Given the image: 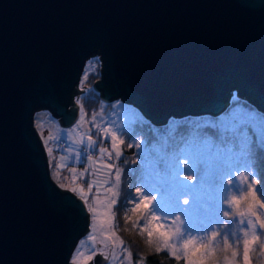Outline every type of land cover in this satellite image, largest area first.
<instances>
[{"label":"water","instance_id":"obj_1","mask_svg":"<svg viewBox=\"0 0 264 264\" xmlns=\"http://www.w3.org/2000/svg\"><path fill=\"white\" fill-rule=\"evenodd\" d=\"M91 58L100 100L153 125L218 116L233 92L264 114V0H0V264H73L89 212L51 179L33 116L70 127Z\"/></svg>","mask_w":264,"mask_h":264},{"label":"trees","instance_id":"obj_2","mask_svg":"<svg viewBox=\"0 0 264 264\" xmlns=\"http://www.w3.org/2000/svg\"><path fill=\"white\" fill-rule=\"evenodd\" d=\"M96 60L91 58L84 65L78 84L84 91L75 97L79 113L71 126L78 122L81 115L89 119L96 112L107 114L115 109L113 101L102 102L99 92L92 89L93 82L99 78V64ZM90 61L95 63V67H90L88 63ZM227 104L228 106L218 116L169 118L163 125H153L133 108L137 112L135 118L122 126L119 140L123 143L119 144L117 149L120 156H116L117 151L111 152L114 167L104 187L109 189L113 186L114 199L117 203L112 205V230L120 242H123L121 243L123 247L131 253V264H222L225 259L233 257L240 260L245 237L239 232L235 216L244 208L251 206L256 218L264 219V194L260 191L261 187H264V162L253 163L246 147V138L247 141L255 138L256 147L264 144V128L257 130L245 118L238 122L227 121L226 118L236 109L254 113L262 119L264 114L245 99L234 95L228 99ZM35 128L37 130V127ZM249 128L251 132L248 131ZM37 132L39 134L38 130ZM40 138L43 143L41 136ZM97 140L100 143L98 136ZM102 145L110 149L106 142ZM160 155L173 160L175 157H184L199 158L203 161L204 166H198L196 171L185 169L187 174L196 177V181L194 184L191 182L189 193L181 198L180 210L168 207L163 189L156 190L160 186L159 180L145 172L146 162L150 164ZM47 159L50 171L52 167L57 168V177L51 175L56 186L71 191L72 189L65 183L66 179H71L68 170L77 168L80 164L75 152L70 154L67 170L59 169L57 164L55 167L54 161L51 162L48 155ZM117 169L120 171V177L119 181L117 179L114 181L112 176ZM253 176L255 183L249 191L248 185L252 183ZM245 177L247 179H244ZM229 178L231 184L228 183ZM136 188H140L145 195L155 196V199L148 205L147 211L133 214L132 208L135 203L132 202V198L139 195ZM76 195L82 197L77 193ZM233 197L239 198L238 206L232 204ZM184 200L189 203L184 204ZM135 202L138 203L139 200ZM87 203V210L91 213L90 203ZM153 208L156 209L155 213L151 211ZM225 209L229 211V217L223 216ZM153 215L159 219L152 221ZM178 222L182 223L181 229L176 236L177 240L173 241V232ZM155 224H163L162 230L169 233L167 245L157 233L149 238L147 231H140L142 227H151ZM263 231L264 229L260 228L259 234L262 235ZM213 233H217L215 238L212 236ZM225 235H228L227 245L224 243ZM82 237L73 247L70 256L72 263L76 249L82 243ZM189 238L195 245V250H192L191 245L188 248L184 247V241ZM260 243L259 236L251 252L254 264L261 262ZM157 248L160 251H157ZM93 249L96 251V246ZM88 261L89 259L82 263L76 261V264H86Z\"/></svg>","mask_w":264,"mask_h":264},{"label":"rangeland","instance_id":"obj_3","mask_svg":"<svg viewBox=\"0 0 264 264\" xmlns=\"http://www.w3.org/2000/svg\"><path fill=\"white\" fill-rule=\"evenodd\" d=\"M96 61L98 64V60ZM88 63L91 68H93V66L95 67L94 62L90 61ZM233 95L235 96L234 92ZM113 103L115 109L111 110L107 114L96 112L92 114L89 119L85 115H83V120L80 117L78 122L70 127H62L59 122L54 117H52L48 111L44 109L35 111L33 116V120L35 117L36 121L34 122V126L37 127V130L39 131V136H41L43 139L44 149L47 153L46 155H48V158L51 162L56 159V164L59 169L67 170V164L69 162L70 154L74 152L80 153L78 161L82 162H79L81 164H78L79 166L77 168L73 167L72 169L68 170L71 179L69 180L65 178L67 180L65 185H69V187L72 190L76 191L78 195H81L83 199L86 198V200H88L89 198L90 208H93L97 204H100V212H104L105 209L103 205L107 202V200L114 198L113 186L109 187V189H112L111 192L107 191L108 189L104 187L105 183H107L108 177L112 174L111 171L114 167V160H112L113 155L111 152H116L118 149V147L113 148L111 135L115 134L119 140V131L121 130L122 126L127 121L133 120L137 114L136 110H134L135 108L129 104L123 103L118 99L113 100ZM243 118L249 120L257 130L260 128H264L262 127L264 126V119L258 117L254 113H247L245 111H242V109H236L232 111L230 116L226 119L227 121L238 122ZM97 125H99V127H97ZM258 125H260V127ZM105 132H107V137L105 136ZM97 136L100 139V143L97 140ZM89 137H91L92 142L94 144V147L91 149L87 148L89 144ZM56 138L64 141L66 149L59 151L54 148L53 143L55 142ZM105 142L109 145L111 151L107 146L102 145V143ZM101 147L105 149L103 157L101 156L100 152ZM88 153H91V155L84 157L83 159V155L85 156ZM101 164H111L112 168L110 171L107 168H104L100 172H97L95 176H93V170L98 168ZM56 169L52 167V170L50 171V176L53 175L54 178L57 177L58 171ZM73 170H75L76 174L75 179H73ZM81 172L84 173L83 177L80 176ZM112 178L114 181L117 179L116 170ZM90 182H93L94 185L91 190H89L88 188ZM97 188H99V192L97 191ZM74 191L72 192L74 193ZM106 192L107 195H105ZM76 193L74 194L76 195ZM110 208V219L111 222H113L112 206H110ZM248 211L249 208H244L235 216L237 227L242 235H244V233L240 230L242 227L239 223L240 214L247 213ZM251 212L254 213V210H251ZM89 218L90 224H88V226L90 227L83 235L81 240L82 243L78 245L79 252H77L78 248L76 249V261L78 263H82L87 260L89 256L92 255L93 258L96 254H100L102 258L107 255L108 259L105 262L99 264H131L129 252L126 248L123 247L120 240L115 235L111 236V238H108V235L104 231H102L103 226L100 222V219L97 218L96 222H93V213H89ZM248 218V216L244 217L245 226ZM251 219H253L254 221L257 220L255 213L251 216ZM181 224V222H178L177 227L173 232V241L177 240L176 236L179 233V230L181 229ZM259 229V225L257 224L256 239L254 241L252 231L250 229L248 230V235H244V239L250 241L247 264H254L252 262L251 252L255 247V243L257 239H259V236L261 240L259 253L261 254L260 264H264V231L261 235L259 234ZM91 237H94V239H91ZM95 246L97 252L95 255H93V247ZM243 250L244 244L242 246L240 260H235L233 257L231 259H225L222 264H245Z\"/></svg>","mask_w":264,"mask_h":264},{"label":"snow or ice","instance_id":"obj_4","mask_svg":"<svg viewBox=\"0 0 264 264\" xmlns=\"http://www.w3.org/2000/svg\"><path fill=\"white\" fill-rule=\"evenodd\" d=\"M85 79H87V73L85 74ZM83 112V109H81ZM81 119L83 120L84 117L81 115ZM99 127V125H97ZM264 127V126H262ZM249 132H251V128L248 129ZM105 136L107 137V132H105ZM111 141L113 148H117L119 144L123 143L122 141L118 140V137L115 134L111 135ZM94 147V144L92 142L91 137H89V144L87 146L88 149H91ZM246 147H247V153L249 157L251 158L252 162L255 163L256 161H261L264 162V144H261L259 147H256V142L255 138H253L250 141H247L246 138ZM51 151V149H50ZM101 156L103 157L105 153V149L101 147L100 149ZM77 158H79L80 153H77ZM116 156H120V152H116ZM110 158V154H109ZM191 161V162H190ZM203 165V161L199 158H176L169 159L163 155L157 156V158L152 161L150 164L146 162L145 165V172L147 175H151L156 177L159 182L160 186L156 190L159 191L163 189V196L164 199L168 205L169 208H175L177 210H180V201L181 198L184 195H187L192 187V185L188 182H192V184L195 183L196 177L190 174H187L185 172V169H189L190 171H196L198 166ZM107 168L109 171L112 168L111 164L104 165L101 164L98 168L94 169L92 172V175L95 176L97 172H100L102 169ZM73 179L76 178L75 170H73ZM83 172L80 173V176L83 177ZM120 177V171L117 169L116 171V178L117 181H119ZM239 179V177H238ZM244 179H247L245 177ZM99 182V181H97ZM228 183L231 184L232 181L229 178ZM255 183V177L253 176L252 183L248 185L249 191H251L252 184ZM93 182H90L88 185L89 190L93 188ZM152 187V185H149ZM63 187V185H62ZM97 191L99 192V188H97ZM107 191L111 192L112 189H108ZM261 193L264 194V187H261L260 189ZM136 192L139 194L137 197L132 198V202L135 203V206L132 208V213L136 214L138 211L143 213L144 211L148 210V205L151 203L153 199H155V196L152 195H145L140 188H136ZM107 195V192L105 193ZM139 200L138 203L135 201ZM87 203V200H85V204ZM117 201L116 199H108L107 202L103 205L104 207V212H100L99 208L101 207L100 204H97L95 207L90 208L89 211L93 213V222L95 223L97 218L100 219V222L102 224V231H104L107 235L108 238H111V236H114L115 233L112 232V227L113 224L110 219V211L111 208L110 206L116 205ZM184 204H188L189 202L187 200L183 201ZM240 200L237 197H233L232 199V204L239 205ZM153 213H155L156 209L153 208L151 209ZM187 211V209H185ZM223 216L224 217H229V211L228 210H223ZM254 215V213L251 212V206H249V211L247 213H241L240 214V225L241 231L244 233L245 236L248 235V230L250 229L252 231V236H253V241L256 239V229H257V224L259 225V228L264 229V219H260L259 217L257 218L256 221L251 219V216ZM248 216L249 218L247 219L246 226H245V219L244 217ZM159 219L155 215L152 216V221H155ZM164 228L163 224H155L151 227H142L140 229L141 232H148L149 238L152 237L154 233H157L160 238L163 239L165 245H167L168 240L170 239V235L167 231L162 230ZM217 233H213L212 236L215 238ZM91 239H94V237H91ZM229 242L228 240V235L224 236V243L227 245ZM121 243H123L121 241ZM249 243L250 241L245 239L244 240V250H243V256L245 260V264H247L248 261V253H249ZM191 245L192 250H195V245L192 244L191 238L187 239L184 241V247L188 248ZM202 247H206V245H202ZM157 251H160L159 248H157ZM77 252H79V248L77 249ZM96 254L95 249H93V255ZM173 254L175 255V250L173 249ZM131 255V253H129ZM235 255V253H233ZM89 260L92 259V256L88 257ZM105 260L108 259V256L105 255L104 257ZM73 264H76V258L75 256L73 257Z\"/></svg>","mask_w":264,"mask_h":264},{"label":"built area","instance_id":"obj_5","mask_svg":"<svg viewBox=\"0 0 264 264\" xmlns=\"http://www.w3.org/2000/svg\"><path fill=\"white\" fill-rule=\"evenodd\" d=\"M53 144H54V148H55L56 150H59V151H62L63 149L66 148L64 141H63V140H60V139H58V138H56V140H55V142H54ZM75 154H77V153H75ZM90 155H91V153H88V154H86L85 156L83 155V158H84V157H87V156H90ZM84 205H85V204H84Z\"/></svg>","mask_w":264,"mask_h":264},{"label":"crops","instance_id":"obj_6","mask_svg":"<svg viewBox=\"0 0 264 264\" xmlns=\"http://www.w3.org/2000/svg\"><path fill=\"white\" fill-rule=\"evenodd\" d=\"M79 162H82V161H79ZM54 164H55V166H56V159H54ZM81 164V163H80Z\"/></svg>","mask_w":264,"mask_h":264}]
</instances>
